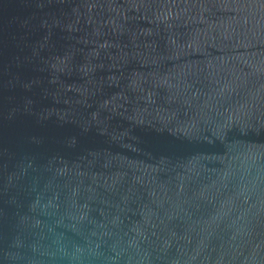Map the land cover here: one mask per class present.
Instances as JSON below:
<instances>
[{"label":"water","instance_id":"1","mask_svg":"<svg viewBox=\"0 0 264 264\" xmlns=\"http://www.w3.org/2000/svg\"><path fill=\"white\" fill-rule=\"evenodd\" d=\"M0 264H264V0H0Z\"/></svg>","mask_w":264,"mask_h":264}]
</instances>
